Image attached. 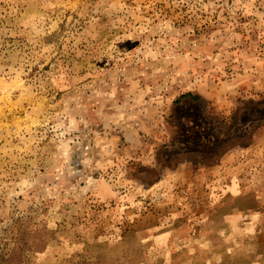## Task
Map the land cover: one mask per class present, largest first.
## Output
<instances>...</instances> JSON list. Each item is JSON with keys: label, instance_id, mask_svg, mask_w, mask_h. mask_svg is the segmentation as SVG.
I'll use <instances>...</instances> for the list:
<instances>
[{"label": "rangeland", "instance_id": "1", "mask_svg": "<svg viewBox=\"0 0 264 264\" xmlns=\"http://www.w3.org/2000/svg\"><path fill=\"white\" fill-rule=\"evenodd\" d=\"M263 202L264 0H0V264H264Z\"/></svg>", "mask_w": 264, "mask_h": 264}, {"label": "crops", "instance_id": "2", "mask_svg": "<svg viewBox=\"0 0 264 264\" xmlns=\"http://www.w3.org/2000/svg\"><path fill=\"white\" fill-rule=\"evenodd\" d=\"M263 205H259V209L260 208H264V207H262V206H264V202L262 203ZM240 208V207H239ZM251 211H253L252 209H251ZM239 212L240 213H236V214H233L232 216H234V217H236V219H235V221L237 222V226H239V228L241 229V230H244V227L245 226H249V224H247V225H245L246 224V220H245V217H246V219H248V215H246V210H243V209H239ZM239 214V215H238ZM231 219H232V217H231ZM231 219H230V221H231ZM236 226V225H235ZM247 226V227H248ZM222 240H225V241H227V242H229L230 240H229V238H227V237H224V238H222ZM209 243L211 244V249L209 250V252H208V254L210 253V255L211 254H214L215 255V260H217V253L216 252H214V251H216L217 250V246L216 245H214V244H212L211 243V241H209Z\"/></svg>", "mask_w": 264, "mask_h": 264}, {"label": "trees", "instance_id": "3", "mask_svg": "<svg viewBox=\"0 0 264 264\" xmlns=\"http://www.w3.org/2000/svg\"><path fill=\"white\" fill-rule=\"evenodd\" d=\"M183 96H190V97H192L193 99H200L201 97H200V95H194V94H190V93H188V94H184Z\"/></svg>", "mask_w": 264, "mask_h": 264}]
</instances>
